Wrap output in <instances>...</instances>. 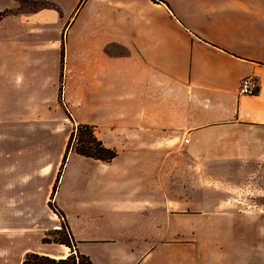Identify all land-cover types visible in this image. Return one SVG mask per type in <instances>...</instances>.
<instances>
[{
    "label": "crops",
    "instance_id": "obj_1",
    "mask_svg": "<svg viewBox=\"0 0 264 264\" xmlns=\"http://www.w3.org/2000/svg\"><path fill=\"white\" fill-rule=\"evenodd\" d=\"M77 124L116 155L62 164ZM72 251L264 264V0H0V264Z\"/></svg>",
    "mask_w": 264,
    "mask_h": 264
},
{
    "label": "trees",
    "instance_id": "obj_2",
    "mask_svg": "<svg viewBox=\"0 0 264 264\" xmlns=\"http://www.w3.org/2000/svg\"><path fill=\"white\" fill-rule=\"evenodd\" d=\"M69 148H72L74 152L80 155L102 161H110L116 155L114 149L107 148L103 145V143L96 137L94 128L88 124H77L73 127L65 146L62 164L65 161ZM49 206L62 219V224L59 229H56L55 234H57L61 228H64L66 231V237H60L54 239V241L68 246L72 250L74 247V240L72 239L62 212L56 208L52 202H49ZM43 241L46 242L47 240L43 239ZM72 254L73 253L64 258L56 259L42 254L28 252L24 255L21 264H92L85 255L79 254L78 252H76V255L74 256Z\"/></svg>",
    "mask_w": 264,
    "mask_h": 264
},
{
    "label": "rangeland",
    "instance_id": "obj_3",
    "mask_svg": "<svg viewBox=\"0 0 264 264\" xmlns=\"http://www.w3.org/2000/svg\"><path fill=\"white\" fill-rule=\"evenodd\" d=\"M239 196H241L240 194H239ZM244 197H247V200H248V202H245V204L243 205L244 207H246L247 208V211H249V212H251V211H254L257 207L255 206V205H253V203L254 204H260L261 203V201H262V199H261V197L260 196H258L255 192H253V191H251V193H247ZM243 197V198H244ZM52 211L54 212V213H56L53 209H52ZM57 214V213H56ZM57 217H58V220H59V222H58V227L60 228V226H61V224H62V219L60 218V216H58L57 215ZM206 226H207V224H206ZM58 228V229H59ZM60 237H66V231L64 230V228H61L59 231H58V233L57 234H54V233H50L49 235H47L46 236V239H49V240H54V239H57V238H60ZM210 237H208V236H200V237H198V239L201 241V242H207L208 241V239H209ZM218 238H223V237H218ZM70 248V247H69ZM72 255L74 256V255H76L73 251H72ZM71 254V253H70ZM70 254H68V255H70ZM67 255V256H68ZM59 258H62V257H58V258H56V259H59Z\"/></svg>",
    "mask_w": 264,
    "mask_h": 264
},
{
    "label": "built area",
    "instance_id": "obj_4",
    "mask_svg": "<svg viewBox=\"0 0 264 264\" xmlns=\"http://www.w3.org/2000/svg\"><path fill=\"white\" fill-rule=\"evenodd\" d=\"M254 85H255V81L252 77L250 76L243 77L240 80L238 92L241 94H251L253 92ZM187 141H188L187 139H184V142Z\"/></svg>",
    "mask_w": 264,
    "mask_h": 264
}]
</instances>
